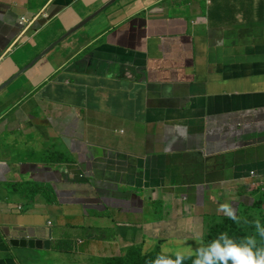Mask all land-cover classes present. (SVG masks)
Wrapping results in <instances>:
<instances>
[{
	"label": "crops",
	"instance_id": "0c3cea01",
	"mask_svg": "<svg viewBox=\"0 0 264 264\" xmlns=\"http://www.w3.org/2000/svg\"><path fill=\"white\" fill-rule=\"evenodd\" d=\"M108 1L0 0L2 238L69 227L112 240L86 251L146 236L189 252L223 224L222 204L264 224V0H118L92 17ZM21 17L33 22L23 29ZM37 147L69 163L20 164ZM29 180L55 190L35 207L73 208L76 221L52 231L38 209L14 215L23 194L12 204L7 188ZM95 220L130 234L108 236Z\"/></svg>",
	"mask_w": 264,
	"mask_h": 264
},
{
	"label": "clouds",
	"instance_id": "9594fccd",
	"mask_svg": "<svg viewBox=\"0 0 264 264\" xmlns=\"http://www.w3.org/2000/svg\"><path fill=\"white\" fill-rule=\"evenodd\" d=\"M43 15L44 13L42 14V16ZM32 22L33 20L26 19V24L21 25V27L23 29H26ZM60 165H65V164H60ZM23 167L26 168L30 167L31 169L29 170V172L31 173H37L38 169H40L38 167L36 169L33 164L23 165ZM46 168L51 169L49 166H46ZM252 174H254V172H252ZM79 180H86V176L85 175L82 176L80 174ZM29 184L30 183L22 184V187L26 185L28 188ZM259 187L264 191V182H262L259 185ZM54 191L55 190H53V192ZM20 192L23 195L25 194V191L22 190V188ZM41 192L43 193L42 190ZM50 198L53 200L54 196L52 195ZM35 201L36 200L33 198L30 199V202L32 204ZM46 203L52 204V201L51 202L47 201ZM22 207H23L22 205L17 206L16 208L18 210L17 212L21 213L23 209ZM219 210L222 211L227 216L223 217L224 220L222 221L223 223L222 225L218 227H214L210 232H208L205 235V244L201 242L200 246L195 248L194 250H190L189 252L177 251L175 255H169L161 252L162 247L159 246L158 245L159 242L156 241L153 245L152 250L150 252H146V255L148 257L154 254H159L155 258V260L152 261V264H186L190 260L192 261V264H264V224H262L259 219L247 220V221L240 220L239 216L236 215L235 209H233V207L227 203L220 205ZM35 217H36V221L34 224H36L37 222V216ZM228 222L234 225V229H232V227L228 224ZM14 231L16 232L17 236L12 237L10 235L9 236L6 235L7 237L5 238L6 239L5 240L2 238L3 230L0 228V237L3 240V242L0 243V247L2 243H5L10 248L11 253H12V249L21 248V247H13L10 245L9 243L10 240H14V239L33 240L32 242L39 241L41 249H36V247L23 248V249H30L34 251L53 249L58 251L59 253H62L68 260H74L80 264H105L109 260L122 258L127 253L125 251L127 248L124 247L119 248L118 251L98 250L93 252L79 248V245H84V244L89 245L91 243L112 242V240L105 238H96V237L87 236L86 239H84L83 237H79L80 235L73 234V235H69L71 236V239L67 240L64 237L55 238L53 233H50L49 230V235H47L46 239H39L34 237L30 233L29 229L25 230L23 228H16ZM234 234L237 237L238 242L235 239L230 238V236H234ZM43 241H47V244L44 245L42 243ZM134 247L135 244L130 248L133 249ZM139 247L142 250V246ZM0 250L6 253V250L3 247H1ZM0 257H1V253H0ZM15 262L16 264H18L16 260Z\"/></svg>",
	"mask_w": 264,
	"mask_h": 264
},
{
	"label": "rangeland",
	"instance_id": "374dc122",
	"mask_svg": "<svg viewBox=\"0 0 264 264\" xmlns=\"http://www.w3.org/2000/svg\"><path fill=\"white\" fill-rule=\"evenodd\" d=\"M83 60V59H82ZM81 60V61H82ZM95 114H93L94 116ZM95 117H97L95 115ZM94 125L96 126V123H94ZM139 127V131L143 132L144 131V126H138ZM57 151L51 150L50 152L45 151L44 149H39L37 147V149H31L29 151H26L24 154H22L21 159H20V164L21 163H33V162H45V161H50L52 162L53 159L56 157ZM51 157V158H50ZM53 163V162H52ZM82 176H84L83 173H81ZM24 178L27 177L26 175L23 176ZM30 184L27 186L25 185L24 187H22V190L25 191V194L23 196L17 197V198H21V201H19L23 206V209L20 212H17L16 210H14L13 214L14 215H23L26 214L27 212H29L32 209H38L40 210L44 215H46V217L43 220V224L52 229L56 230L58 228V226H62L63 222L64 223H70L71 221H76L74 219H72L71 217L68 216V214L70 213H66L67 210L73 209V208H59V210H53L50 209L49 207H44V209H42V207H35L31 202L30 199H38V201L41 200V204H43L44 202H47L49 200V198L53 195V183H33L34 181L29 180ZM7 177H4L3 180V184H7ZM35 189H38V193H35ZM16 191H21V187L17 186V187H13V186H8L7 188V197L11 199L14 197V194H17ZM41 190L43 191V193L41 192ZM12 203V201H11ZM15 204L16 203H12ZM88 214L85 216H79V219L81 221H83V225L87 226L88 222H89V216L88 215H92L93 212L92 211H88ZM145 215L143 216H137L138 219L141 217H144V220H146V218L151 217L153 218L154 216L151 215L149 213V210H147L145 213ZM49 222V226H47V223ZM105 222V221H102ZM102 222H98V220H95L94 222H91V224L93 225V227L95 229H103L105 230V233L108 236H112L115 238H118L119 235H117L115 232L120 231L118 230L114 225H108ZM23 227V226H22ZM135 227H137L135 225ZM60 233L62 235V237H64L67 240L71 239V236L69 235H73L75 233L80 234L79 237H83L84 239H86L88 233L86 231V229H78V230H71L69 227H62L60 229ZM126 235L130 234V233H125V232H121ZM137 235L139 234L138 232L136 233ZM155 240H157L158 242H160L158 245L162 247L161 252L165 253V254H169V255H175V253L177 252L176 250H173L174 247V242H166L163 241V238H154ZM163 241V242H162ZM135 244V247L133 249H131L130 247H132ZM196 244H199V241H196ZM205 244V243H204ZM154 245V241L151 238H147L146 236L144 237L143 240L139 241V242H131L128 244L124 245V248H127L125 251H132L135 250L137 252V247L142 246V254L146 253V252H150L153 248ZM88 247V244H84V245H79L80 249H86ZM12 253L16 258V261L18 262V264H80L74 260H68L62 253H59L56 250H39V251H34V250H30V249H23V248H14L12 249Z\"/></svg>",
	"mask_w": 264,
	"mask_h": 264
},
{
	"label": "trees",
	"instance_id": "16d2710c",
	"mask_svg": "<svg viewBox=\"0 0 264 264\" xmlns=\"http://www.w3.org/2000/svg\"><path fill=\"white\" fill-rule=\"evenodd\" d=\"M52 162L57 163V164H66V163H69V160L66 155L60 152H57L56 157L53 159ZM35 193H38V189H35ZM48 201L51 202L53 200L49 198ZM230 238H233L237 241V237L235 236V234L234 236H230ZM1 247L5 248L6 253L0 250V253H1L0 264L1 263L2 264H16L15 262L16 258L10 252V248L5 243H2ZM158 255L159 254H154L148 257L146 253L142 254V250L140 247H137V252L135 250H133V252L127 251V253L122 258L109 260L105 264H152V261H154ZM186 264H192V261L190 260Z\"/></svg>",
	"mask_w": 264,
	"mask_h": 264
},
{
	"label": "water",
	"instance_id": "95a60500",
	"mask_svg": "<svg viewBox=\"0 0 264 264\" xmlns=\"http://www.w3.org/2000/svg\"><path fill=\"white\" fill-rule=\"evenodd\" d=\"M116 0H112L107 2L101 9L97 10V12H95V14L92 15V17H94L95 15L99 14L106 6H108L109 4H111L112 2H114ZM90 20H92L90 18V16L86 19L83 20V22H81L77 28H75L73 31H75L76 29L82 28L83 26H85V24H87ZM72 33V32H71ZM64 37V36H63ZM60 39L56 40L55 42H53L52 44H50L48 46V48H46V50H44L41 54H39L36 58H34L27 66H25L23 69L24 71H26L27 69H29L30 67H32L40 58H42L49 50H51L52 48H54V46H56L58 43H60ZM9 82H5V84H3L0 87V91L5 88L7 85H9ZM48 169V168H46ZM33 240H25V239H14V240H10V245L13 247H21V248H35L36 249H41L40 248V242L36 241V242H32ZM44 245L47 244V241H43L42 242ZM36 245V246H35Z\"/></svg>",
	"mask_w": 264,
	"mask_h": 264
},
{
	"label": "built area",
	"instance_id": "2783aa9c",
	"mask_svg": "<svg viewBox=\"0 0 264 264\" xmlns=\"http://www.w3.org/2000/svg\"><path fill=\"white\" fill-rule=\"evenodd\" d=\"M19 23H20V25H25L26 24V19L24 17H21L19 19Z\"/></svg>",
	"mask_w": 264,
	"mask_h": 264
},
{
	"label": "flooded vegetation",
	"instance_id": "af4514ba",
	"mask_svg": "<svg viewBox=\"0 0 264 264\" xmlns=\"http://www.w3.org/2000/svg\"><path fill=\"white\" fill-rule=\"evenodd\" d=\"M106 4V3H105ZM28 170H30L31 168L29 167V168H27Z\"/></svg>",
	"mask_w": 264,
	"mask_h": 264
}]
</instances>
